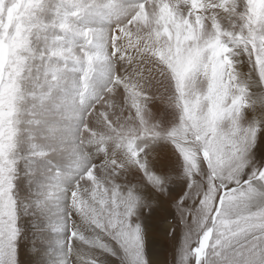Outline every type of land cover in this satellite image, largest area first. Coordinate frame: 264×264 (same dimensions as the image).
Returning <instances> with one entry per match:
<instances>
[{
  "label": "snow or ice",
  "instance_id": "1",
  "mask_svg": "<svg viewBox=\"0 0 264 264\" xmlns=\"http://www.w3.org/2000/svg\"><path fill=\"white\" fill-rule=\"evenodd\" d=\"M0 48V264H19L21 162L31 206L69 233L56 264H100L95 249L148 264L133 217L155 201L117 183L136 169L167 193L171 177L138 146L148 138L182 161L175 264H264V165L252 156L264 125L242 112L264 97V0H0ZM153 96L175 110L171 127Z\"/></svg>",
  "mask_w": 264,
  "mask_h": 264
},
{
  "label": "rangeland",
  "instance_id": "2",
  "mask_svg": "<svg viewBox=\"0 0 264 264\" xmlns=\"http://www.w3.org/2000/svg\"><path fill=\"white\" fill-rule=\"evenodd\" d=\"M2 53L3 49L0 48V57H2ZM164 141L171 147L173 146L169 141L165 139ZM173 150L174 153L166 161L158 163L156 169H163V175L170 176V182L178 181L179 185L174 191L167 186V193L153 189L148 194H145L144 198L146 200L155 201L154 210L140 207L137 210V214L139 210H141V213H139L138 219L134 220L142 225V234H144L145 228L151 233L149 242L146 241L143 235V255L147 258L148 264H175L176 252L183 239L184 225L180 221L179 213L173 205L174 201L186 190V181L181 179L182 161L175 148ZM252 156L255 163L264 165V153L260 154L256 146L252 150ZM24 175V164L21 162L18 180H24ZM15 191L19 212L26 214L28 211L27 214L29 215L27 217L23 214H18L20 235L17 239L16 250L19 264H50L51 260L56 257H58L57 261L60 260L59 256H63L67 252L68 231L50 227L49 221L44 214L40 213L38 209L35 211L32 207H29L30 204L28 203H31V201H28V199L35 196L32 194L31 188H27L23 192ZM188 204L191 205L192 201H189ZM34 211L37 213L34 214L35 216L33 215ZM53 211L55 212V208H53ZM30 212L33 213L31 214ZM38 214L40 216H37ZM36 216L40 218L37 219ZM35 228L38 229L37 233H34L36 232ZM195 239L196 237L193 236V240ZM94 252L100 264H120L115 256L99 249H95ZM73 260L75 261V257H73Z\"/></svg>",
  "mask_w": 264,
  "mask_h": 264
},
{
  "label": "bare ground",
  "instance_id": "3",
  "mask_svg": "<svg viewBox=\"0 0 264 264\" xmlns=\"http://www.w3.org/2000/svg\"><path fill=\"white\" fill-rule=\"evenodd\" d=\"M242 60L243 62L240 66V70L244 73H247L249 71L250 65L248 64L246 57H243ZM115 67L116 70L120 73H123L126 70H128V66L119 60L115 61ZM253 80L254 81L256 80L255 75L253 76ZM251 90L255 94L260 93V88L255 83L251 86ZM254 99L256 101L255 103L249 105L248 107L242 110L244 120L246 123H251L253 121H256L258 123V126L264 125V97L256 96L254 97ZM148 107L150 108L153 117L159 121L162 127L168 128L176 120L177 114L175 110L169 108L166 104H164L159 98L155 96H153V98L149 101ZM138 146L143 147L144 151L142 155H146L149 158L152 169L157 173L163 175V169H156L157 164L166 161V159L174 153L173 152L174 148H172L173 146L171 147L170 145H168V143L165 142L164 139H151V138L139 140ZM256 147L260 154L264 153V127H261L260 131L257 134ZM92 159L94 163H99L103 159V153L94 155ZM117 183L124 186L136 185L138 191L143 197L145 196V194H148L149 191L153 190V188L150 185L145 186V182L142 178V173H140L136 169H130L127 173L118 176ZM178 183H179L178 181L176 182L172 181L169 182L168 186L171 187L172 191H174V189L177 188V185H179ZM27 188L29 189L31 188L33 191L32 194L35 195V186L30 183L28 176L24 175V180H18L16 190L23 192ZM33 199L34 198L28 199V201H31V203H28L30 204V206L28 204L27 205L29 207H32V209L36 211L37 208L31 206ZM35 211L34 213L32 212L33 215L36 213ZM27 213L26 214L20 213V214L27 216L28 215ZM139 213H141V210H139ZM139 213L133 217V220L138 219ZM37 216H40V214H38ZM37 216H36L37 219L40 218ZM35 229L36 232L34 233H37L38 229L37 228ZM143 235L146 241L149 242L151 233L149 232L148 229L145 228V232ZM61 257L62 255L59 256V259ZM57 259L58 257L51 260L50 264H55L57 262Z\"/></svg>",
  "mask_w": 264,
  "mask_h": 264
}]
</instances>
